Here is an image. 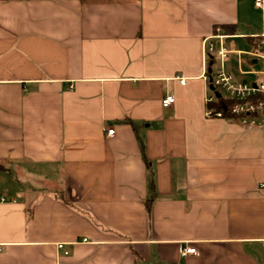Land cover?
<instances>
[{
    "label": "crops",
    "instance_id": "obj_1",
    "mask_svg": "<svg viewBox=\"0 0 264 264\" xmlns=\"http://www.w3.org/2000/svg\"><path fill=\"white\" fill-rule=\"evenodd\" d=\"M215 34L255 80L256 0H0V264H264V119L206 115Z\"/></svg>",
    "mask_w": 264,
    "mask_h": 264
},
{
    "label": "built area",
    "instance_id": "obj_2",
    "mask_svg": "<svg viewBox=\"0 0 264 264\" xmlns=\"http://www.w3.org/2000/svg\"><path fill=\"white\" fill-rule=\"evenodd\" d=\"M256 6L263 7L264 0H256ZM224 35H211L205 40V62L207 63L206 79L211 86L212 95L207 98V116L227 117L225 112L228 110V117L259 116L264 119V69L256 70V79L253 81L237 80L233 75L226 71V63L230 58L232 50L225 45ZM217 39L219 44L214 40ZM264 49V43L262 44ZM212 60L210 68L208 62ZM230 101L227 108L218 109L213 104L219 99ZM176 100L174 94L167 95L162 103L163 106H171ZM114 129H108V135H113ZM4 197L1 201H4ZM84 241H87L85 238ZM58 250L64 255H69L64 242L57 244ZM182 255L197 254V249L184 247Z\"/></svg>",
    "mask_w": 264,
    "mask_h": 264
},
{
    "label": "trees",
    "instance_id": "obj_3",
    "mask_svg": "<svg viewBox=\"0 0 264 264\" xmlns=\"http://www.w3.org/2000/svg\"><path fill=\"white\" fill-rule=\"evenodd\" d=\"M211 64H212V60H210L209 62H208V67L210 68V66H211ZM230 104V101H228V100H224V99H219V101L217 102V103H215V104H213L214 106H216L218 109H222V108H227V106ZM225 115L228 117V116H230L231 114H230V112L227 110L226 112H225ZM150 212H151V207H150V205H148V213L150 214Z\"/></svg>",
    "mask_w": 264,
    "mask_h": 264
}]
</instances>
